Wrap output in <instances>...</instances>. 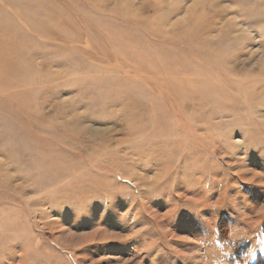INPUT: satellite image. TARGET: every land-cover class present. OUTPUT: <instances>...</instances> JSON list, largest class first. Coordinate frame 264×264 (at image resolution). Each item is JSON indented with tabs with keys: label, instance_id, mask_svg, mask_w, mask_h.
Returning <instances> with one entry per match:
<instances>
[{
	"label": "rangeland",
	"instance_id": "rangeland-1",
	"mask_svg": "<svg viewBox=\"0 0 264 264\" xmlns=\"http://www.w3.org/2000/svg\"><path fill=\"white\" fill-rule=\"evenodd\" d=\"M0 264H264V0H0Z\"/></svg>",
	"mask_w": 264,
	"mask_h": 264
}]
</instances>
